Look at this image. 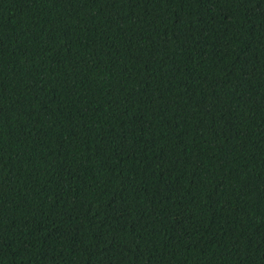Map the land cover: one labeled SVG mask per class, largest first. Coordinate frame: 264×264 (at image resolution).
Listing matches in <instances>:
<instances>
[{"label": "trees", "instance_id": "1", "mask_svg": "<svg viewBox=\"0 0 264 264\" xmlns=\"http://www.w3.org/2000/svg\"><path fill=\"white\" fill-rule=\"evenodd\" d=\"M0 264H264V0H0Z\"/></svg>", "mask_w": 264, "mask_h": 264}]
</instances>
